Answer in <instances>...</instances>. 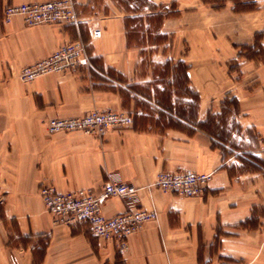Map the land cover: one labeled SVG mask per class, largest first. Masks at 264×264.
Segmentation results:
<instances>
[{"label": "crops", "instance_id": "crops-1", "mask_svg": "<svg viewBox=\"0 0 264 264\" xmlns=\"http://www.w3.org/2000/svg\"><path fill=\"white\" fill-rule=\"evenodd\" d=\"M48 1L0 0V206L16 227L12 234L46 240L39 264H264V175L229 157L209 126L221 104L236 99L242 133L256 135L252 155L264 163V59L247 56L264 47V0H225L220 8L214 0L147 1V29L162 6L172 7L160 18L161 39L151 52L162 65L189 68L184 91L180 78L158 75L152 64L151 73L139 72L145 46L134 42L133 13L118 0H103L108 10L99 12L92 11L95 0H71L77 20L68 24L29 27L21 16L4 22L8 5ZM79 39L87 66L21 80L25 67ZM91 111L123 112L133 124L103 136L47 130L52 118ZM181 171L212 174L206 193L186 198L149 187L161 172ZM115 178L137 187L141 207L158 213L124 251L89 224L55 225L39 193L44 184L99 193ZM126 209L120 197L102 205L108 217ZM23 251L33 264L35 252Z\"/></svg>", "mask_w": 264, "mask_h": 264}, {"label": "built area", "instance_id": "built-area-1", "mask_svg": "<svg viewBox=\"0 0 264 264\" xmlns=\"http://www.w3.org/2000/svg\"><path fill=\"white\" fill-rule=\"evenodd\" d=\"M3 15L5 23H9L14 16H21L29 27L68 24L77 20L71 0L8 5ZM93 36L100 38L101 31H95ZM86 49V45L80 41L67 43L48 57L25 67L20 78L29 83L45 74L76 71L89 64ZM132 124L133 117L123 112L91 111L78 117L52 118L47 122V130L50 134L75 131L104 134ZM211 181L212 174L195 171L161 173L150 187L186 198H196L205 194ZM41 196L55 225L89 224L96 237L103 240L117 239L122 251L127 249L131 235L138 232L144 223L155 221L158 217L156 211L141 207L137 187L117 178L106 182L99 193L90 189L59 192L53 185L44 184ZM109 197L123 198L127 209L106 217L102 213V205Z\"/></svg>", "mask_w": 264, "mask_h": 264}, {"label": "rangeland", "instance_id": "rangeland-1", "mask_svg": "<svg viewBox=\"0 0 264 264\" xmlns=\"http://www.w3.org/2000/svg\"><path fill=\"white\" fill-rule=\"evenodd\" d=\"M118 1H119L118 3L121 4V6L125 10L129 9L131 13H133L132 18H131L132 19L131 34L133 36L134 42L143 43L145 46L144 51H143L144 55L142 56L141 61H140L141 63L139 65V70H140L139 72L144 75L151 73L149 69H150V65L152 64V69L154 73L158 75H173L174 74L175 76L180 78L181 83L180 82L176 83V85L181 86L182 89L185 90L186 88V82L184 78L185 69L177 67L176 63L174 62L171 63V65H162V63L165 62L163 57L159 56L158 54H153V52H151L153 50H156V47H154L152 43L159 41V38H160V33H159L160 18L153 19L148 29L145 27V25L143 27L141 19L144 16H148L150 13L148 10L149 8L145 7L148 0H118ZM214 1L216 3V6H222L225 2V0H214ZM104 3L105 2L103 0H95L92 11H95V10L97 12L104 11V10L107 11L108 8L106 7ZM72 4H73L74 12L76 14V10H77L76 6L73 2ZM251 7L252 6L248 8H251ZM136 12L140 14H136ZM166 13L173 14L172 7H170V5L168 7H166L165 5L162 6L161 10L157 12L156 14H166ZM52 25H56V24H52ZM147 38H149V42H145V40L146 41L148 40ZM75 41L76 42L80 41L84 45H86V43L82 41L81 39L75 40ZM168 46L169 45H167V47ZM87 55H88V52H87ZM247 56H256L258 58H264V47L262 49H258L257 51H248ZM233 70L236 71L237 69L233 68ZM237 73L239 72H236V74ZM233 100L234 99L232 100L227 99L224 104L223 103L221 104L223 106L222 114H212L211 115L209 119V126L211 127V131L216 135V137L219 138V140L223 144L227 145L225 149H227L228 154H230L229 157L235 156V157H238L237 159H239V161L240 159L242 160V162L244 161L243 162L245 166L244 169L246 171L257 170V172L264 175V166L260 164L259 162H257V160H255L254 156L252 155L253 147L257 143V137L251 130H246L244 133H242L243 131L240 127V124L237 121V117L239 113V106L236 104V102H232ZM193 101H192V106H191L192 114L195 110V105ZM181 104L183 106L182 108L185 109L184 104L187 105L188 101L182 98ZM218 106L219 105H217V107ZM75 132H82L85 134H90V133H86L83 131H75ZM61 133H70V132H61ZM106 133L104 134L97 133V134H91V135L103 136ZM56 134H60V133H56ZM235 161L236 160L233 161V158H231L229 164H235L234 163ZM181 172H184V171H181ZM161 173H178V172H161ZM39 193L41 196V188L39 190ZM166 193H173V192H166ZM0 198H1L0 200H2V192L0 194ZM1 208L2 207L0 206V251H1L0 264H20L21 259L25 262V264H28V260H29L28 256L30 255L25 253L23 250L30 251V249L33 253L35 252V256H34L35 261L33 262V264H39V262L41 261V257L44 253V245L46 244L45 243L46 240L45 239H41L40 241L33 240L34 242H36L37 248L35 246L30 248V245L33 244V241L30 238H20V237L17 238L15 237L14 234H12V229H15L16 227L14 223H11L4 219ZM45 208L47 210L46 205H45ZM262 212H264V209H261L259 213L262 214ZM147 223H144L142 227ZM57 226H61V225L59 224ZM38 245L41 247H38Z\"/></svg>", "mask_w": 264, "mask_h": 264}, {"label": "trees", "instance_id": "trees-1", "mask_svg": "<svg viewBox=\"0 0 264 264\" xmlns=\"http://www.w3.org/2000/svg\"><path fill=\"white\" fill-rule=\"evenodd\" d=\"M205 3H211V0H203ZM237 1H240V0H237ZM239 2H237V4H238ZM121 5V4H120ZM151 6V5H150ZM220 7H222V6H216V8H220ZM164 16V14L162 15H159L158 17L159 18H162ZM263 47H259V49H262ZM249 51H252V50H249ZM249 58H252V59H257V60H260V59H264V58H258V57H256V56H249ZM177 67H179V68H184L185 69V76H184V78H185V80L187 81V82H189V76H188V71H189V68L184 64V63H182V62H179L178 64H177ZM183 91H184V89H182ZM193 94V93H192ZM197 100H198V102H200V98L199 97H197ZM232 102H236V104L239 106V104H238V101L236 100V99H234ZM255 160H257V162H259L260 164H262L263 166H264V163H262L261 161H259L257 158H255Z\"/></svg>", "mask_w": 264, "mask_h": 264}]
</instances>
